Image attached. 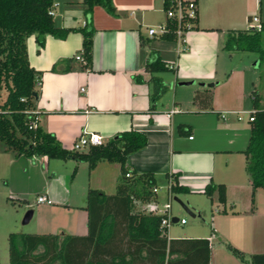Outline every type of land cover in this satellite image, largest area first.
<instances>
[{
  "label": "crops",
  "instance_id": "1",
  "mask_svg": "<svg viewBox=\"0 0 264 264\" xmlns=\"http://www.w3.org/2000/svg\"><path fill=\"white\" fill-rule=\"evenodd\" d=\"M195 1L194 26L186 29L181 39L167 40L151 37L146 31L164 20L162 0H112L114 14L98 4L83 12L81 0H52L55 24L77 27L87 23L93 27L90 68H80L79 60L73 57L81 46L78 31H68L63 38L45 34L41 46L32 34L26 37L28 62L41 72L34 100L37 123L67 148L83 131L99 133L102 141L128 128L144 132L146 144L128 153L125 165L136 172L149 171L154 175L157 191L153 200L162 198L159 180L166 197L168 172L178 173L177 181L188 186L190 193L203 194L209 180L222 182L226 186L225 201L218 202L215 192L211 195V201L216 199L214 212H221L216 216L222 220L215 222L214 227L210 224V233L244 254L264 252V188L254 189L251 202L250 181L241 152L249 130L242 113H246L248 105L251 108L248 87L254 85V80L248 73V63L232 65L231 53L223 47L226 30L243 27L230 24L233 12L225 6V0ZM242 7L248 20L255 13L261 21V0H245ZM155 53L173 67L157 73L166 89L153 101L152 110H148L150 85L135 80L133 75L147 78L146 60ZM67 57H72L70 69H49L53 62ZM208 82L212 84L206 85ZM260 89L261 93L256 91L257 103L264 107V82ZM196 92L197 98H193ZM173 106L177 110L167 113ZM1 158L5 167L1 174L7 175V197L27 201L26 195L34 193V202L46 203L44 207L49 210L57 206L78 208L62 218L49 215L41 221V230L37 228V233H57L60 238L86 232L83 205L87 187L112 193L119 173L116 161L98 160L88 168L85 161L64 158L65 164H72L76 170L85 167L83 184L79 179L78 192L70 193L66 188H56V163L50 158L15 156L0 143ZM39 194L47 200L36 201ZM167 227V238L208 237V263L214 264L209 236L168 235Z\"/></svg>",
  "mask_w": 264,
  "mask_h": 264
},
{
  "label": "trees",
  "instance_id": "2",
  "mask_svg": "<svg viewBox=\"0 0 264 264\" xmlns=\"http://www.w3.org/2000/svg\"><path fill=\"white\" fill-rule=\"evenodd\" d=\"M81 3L83 12H89L98 4L114 14L112 0H81ZM168 3L162 0L163 12ZM51 8L52 0H0V140L4 149L15 156L70 157L85 161L88 168L98 160L116 161L118 179L112 193L87 187L83 205L86 212L84 234H66L60 238L59 234L51 232L10 231L6 236L8 259L4 264H209L208 237L167 238L166 228L162 230L160 225L163 213L153 214L133 206L132 198L155 199L151 190L156 184L154 175L149 171L136 172L125 165L127 154L146 144L144 132L128 128L115 132L99 144L73 149L64 147L52 132L37 123V113H32L31 109L39 92L41 72L28 62L26 37L32 34L41 46L45 34L63 38L68 31H78L81 46L77 52L82 56L79 67L90 68L93 27L87 23L77 27L57 25L49 13ZM163 21L165 29L150 36L174 40L175 21L167 16ZM262 31L264 20L254 28H228L223 47L253 51L261 64L264 60ZM71 58L53 62L49 69L68 70ZM60 62L63 64L59 65ZM168 67L167 61L155 53L146 60L148 77L142 79L138 74L133 75L135 80H144L150 85L148 110H152L153 101L166 89L157 73ZM197 95L196 92L193 98ZM249 96L251 109L248 114L252 119L248 120V137L241 152L252 202L254 189L264 188V107H259L254 89ZM31 120L36 121L34 126H29ZM126 171L129 175H125ZM177 176L176 172L165 174L166 180L171 179L168 192H191L188 186L177 181ZM225 189L224 183L209 180L201 192L210 198L215 192L217 201L223 203ZM226 246L243 259L240 249L230 243ZM245 261L246 264H264V252L249 253Z\"/></svg>",
  "mask_w": 264,
  "mask_h": 264
},
{
  "label": "rangeland",
  "instance_id": "3",
  "mask_svg": "<svg viewBox=\"0 0 264 264\" xmlns=\"http://www.w3.org/2000/svg\"><path fill=\"white\" fill-rule=\"evenodd\" d=\"M262 2L261 9V21L264 20V0ZM222 3V2H221ZM225 6H227L233 12V18L230 24H237L236 27H248L254 28L258 23H251L246 17L242 5H245V0H225ZM261 44L264 46V31L261 33ZM227 53V52H226ZM228 53H231V63L236 64L238 62H247L249 65V75L252 76L254 80V85H250L249 92L255 90L260 92L261 82H264V60L261 64L258 63L257 54L249 50L240 49H230ZM240 55V56H239ZM251 108L247 106L246 111ZM247 113H242V119L246 121L245 117ZM247 123V121H246ZM0 143L2 141L0 140ZM52 163H56V188L62 189L66 188L70 193L74 191L78 192V182L80 179L81 185L85 179V167L79 168V170L73 167V165L65 164L66 160L59 157H50ZM79 161V160H78ZM69 163V162H67ZM4 164L2 158L0 159V264H4L8 259L7 252V233L10 231L14 232H37L38 229L41 230V221L46 220L49 215L53 218H62L68 214V212L76 211L78 208H63V206H57L59 208H49L44 207V204H37L34 202L35 194L30 193L26 195L27 201L17 200L15 197L10 198L8 196V188L6 184V176L2 175L1 172L4 170ZM49 175L52 171H48ZM42 181L40 175L38 176V182ZM160 194L162 195L160 203L164 201L163 193L164 188L163 183L159 180ZM82 190V189H81ZM76 197V196H75ZM77 200V199H76ZM216 199L211 201V198L205 194H196L190 192H175L170 195L171 204V215L177 218L183 216L186 220L184 224H179L177 222H170L167 227L168 235H182L189 234L192 236H209L212 242V255L215 259L214 264H246V259L248 258V253L244 254L243 259L235 256L230 249L226 246V243L221 239H217L214 233H210L211 225L214 227L215 222L220 223L222 218H218L216 215H221V212H214L213 207H217L215 204ZM26 202L30 204L26 205ZM184 204L188 209H185L182 204ZM39 205V207H37ZM41 205V206H40ZM53 205V204H52ZM55 206V205H54ZM52 206V207H54ZM61 207V208H60ZM27 209H31L32 213L27 222H22V217ZM56 209V210H55ZM68 209V210H67ZM52 210V211H51ZM51 211V212H50ZM75 216V214L73 215ZM217 217V218H215ZM218 223V224H219ZM38 228V229H37ZM221 238V237H220ZM224 240V239H223Z\"/></svg>",
  "mask_w": 264,
  "mask_h": 264
},
{
  "label": "built area",
  "instance_id": "4",
  "mask_svg": "<svg viewBox=\"0 0 264 264\" xmlns=\"http://www.w3.org/2000/svg\"><path fill=\"white\" fill-rule=\"evenodd\" d=\"M168 6L164 11V16L170 17L175 21V28H174V34L175 39H181L183 32L192 27L194 20L196 18V1L195 0H168ZM49 13L51 14L52 11L49 10ZM249 20L251 23H258V17L255 13H252L249 15ZM165 29V23L162 21L160 24L156 26H150L147 27L146 31L148 35L152 34H159ZM73 57L76 60L82 61V56L80 53L76 52ZM169 67H173V64H168ZM81 89H83L81 87ZM20 99H23L22 97ZM177 110L175 106L171 107L167 113H171L173 111ZM32 113H37L36 109H31ZM247 113V120L252 119V116ZM223 115L222 113L220 114ZM240 116H238L239 118ZM36 124L35 120H31L29 123V126H34ZM188 137H191V135H188ZM102 142V137L99 133L95 131H83L81 134L78 135V137L72 142V148L73 149H81L82 147L88 145V144H99ZM125 175H129V172L126 171ZM171 184V179L168 178L166 182V197L163 202H159L156 200H148V201H141L137 198H132V203L134 208L141 209L144 211H148L153 214L163 213L164 216L160 219V225L163 227L162 230H164L169 223L171 222V204H170V192H168L169 185ZM151 190L156 193L157 186L154 185ZM47 198L43 194H39L36 196V201H46ZM178 223L182 224L185 222L184 217H179L176 220Z\"/></svg>",
  "mask_w": 264,
  "mask_h": 264
},
{
  "label": "water",
  "instance_id": "5",
  "mask_svg": "<svg viewBox=\"0 0 264 264\" xmlns=\"http://www.w3.org/2000/svg\"><path fill=\"white\" fill-rule=\"evenodd\" d=\"M211 84H212V82H208V83H206V85H211ZM181 204H182V203H181ZM182 206H183L185 209H188L184 204H182ZM31 213H32V210H31V209H27V210L24 212L21 221H22V222H27L28 219H29L30 216H31ZM171 220H172V221H175V220H176V216H172V217H171Z\"/></svg>",
  "mask_w": 264,
  "mask_h": 264
}]
</instances>
